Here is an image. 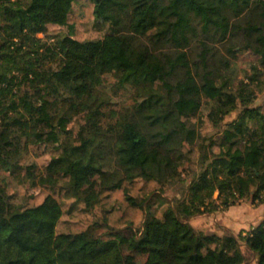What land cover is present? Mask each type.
Masks as SVG:
<instances>
[{
	"label": "trees",
	"instance_id": "16d2710c",
	"mask_svg": "<svg viewBox=\"0 0 264 264\" xmlns=\"http://www.w3.org/2000/svg\"><path fill=\"white\" fill-rule=\"evenodd\" d=\"M78 1L0 0V264H130L113 229L146 252L135 264H244L242 243L264 264V218L237 235L190 220L264 202V0H91L105 32L88 39L70 23ZM50 24L69 30L37 34ZM249 50L257 62L239 79L235 55ZM45 138L54 154L41 165L28 153ZM188 146L201 166L189 181ZM9 176L48 193L15 202ZM177 184L161 216L148 207ZM81 213L86 227H59Z\"/></svg>",
	"mask_w": 264,
	"mask_h": 264
},
{
	"label": "rangeland",
	"instance_id": "374dc122",
	"mask_svg": "<svg viewBox=\"0 0 264 264\" xmlns=\"http://www.w3.org/2000/svg\"><path fill=\"white\" fill-rule=\"evenodd\" d=\"M94 4L91 0H79L75 3L72 12L70 14V23L75 26L74 36L79 39L88 38H99L104 35V28L100 26L99 20L96 19L94 12ZM103 22V21H101ZM69 30L68 26L59 25H46L42 30L38 31L39 36H44L45 32L49 33H59L67 32ZM234 68L237 77L247 78V73L253 71V64L257 62V56L252 51H243L235 55ZM261 79L264 81V73L261 75ZM120 99V98H119ZM118 99V100H119ZM255 103L264 104V83L263 86L258 88L257 97ZM119 104V103H118ZM116 106H119L116 104ZM206 107L198 113L196 120L201 123L202 135L207 137L213 135H218L217 130L208 123L206 115ZM239 109L225 117V122H230L238 116ZM84 113H75L69 123L74 133L78 131L79 125L84 121ZM210 138V137H209ZM44 140V139H42ZM44 143L39 145L30 146V152L28 153V159L36 160L39 164L44 165L54 154L53 146L47 143V138L43 141ZM209 142V141H207ZM190 150V159H188L184 166V176L186 180H191L200 172V152L197 146H188L187 149ZM215 148H218V146ZM218 150V149H216ZM97 175H88L85 182L93 184L95 187L98 185ZM137 183L139 181H136ZM150 190H155L156 183H150ZM181 185H167L164 192L159 191L157 188L154 193L150 196L147 203H149V208L152 211H156L158 215L161 216L163 206L167 202L173 201V197L178 194ZM6 192L10 194V197L15 202L23 201H41L42 198L48 193V189L42 187H36L35 189H28L26 184L20 183L18 178L9 176L6 183ZM219 194L218 191L215 193V197ZM177 206V205H176ZM83 213L78 214L74 217L64 214L62 217L59 227L64 228L68 225H74V228L86 227V223L82 220ZM74 218V219H70ZM264 218V202L254 201L251 196L240 197L235 200V203H230L227 207L223 209L206 211L198 215L193 216L190 220L195 227L204 228L208 231H216L218 233H247L254 224H257L261 219ZM225 224V225H224ZM120 229L109 230L107 234L109 236H117L124 238L123 248L127 260L130 264H135L143 261L146 258V252H137L132 249L131 246L127 244V238L130 232H119ZM137 232V229H136ZM242 250L246 254V261L244 264H256V255L242 243Z\"/></svg>",
	"mask_w": 264,
	"mask_h": 264
},
{
	"label": "built area",
	"instance_id": "2783aa9c",
	"mask_svg": "<svg viewBox=\"0 0 264 264\" xmlns=\"http://www.w3.org/2000/svg\"><path fill=\"white\" fill-rule=\"evenodd\" d=\"M253 228H254V227H253ZM253 228H251V229H250V231H252V230H253ZM245 234H246V233H245Z\"/></svg>",
	"mask_w": 264,
	"mask_h": 264
},
{
	"label": "crops",
	"instance_id": "0c3cea01",
	"mask_svg": "<svg viewBox=\"0 0 264 264\" xmlns=\"http://www.w3.org/2000/svg\"><path fill=\"white\" fill-rule=\"evenodd\" d=\"M225 225V224H224Z\"/></svg>",
	"mask_w": 264,
	"mask_h": 264
}]
</instances>
